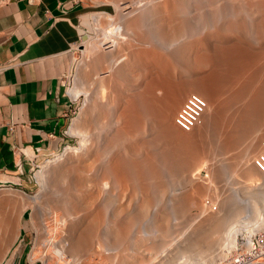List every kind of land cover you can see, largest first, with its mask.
<instances>
[{"label": "bare ground", "instance_id": "1", "mask_svg": "<svg viewBox=\"0 0 264 264\" xmlns=\"http://www.w3.org/2000/svg\"><path fill=\"white\" fill-rule=\"evenodd\" d=\"M223 1L116 0L114 14L92 15L98 60L86 56L87 83L71 90L74 98L82 93L86 101L83 120L69 131L79 136V145L65 147L60 157L45 161L36 174L43 186L72 173V197L64 190L54 199H44L48 203L44 210L38 209L40 220L36 216L38 238L30 252L32 261L40 238L46 239L42 264L49 258V247L58 259L70 255L68 264H82V252L100 257L101 251L115 257L120 250L89 243L93 237L102 239L104 246L108 238L134 236L142 241L186 231L190 240L201 238V245L191 254L177 248L178 263H171L216 264L215 258L222 260L235 248L238 236L248 239L262 228L264 207L260 210L257 203L264 194L252 193L253 212L237 203L234 189L226 192L224 185L230 178L223 173L226 164L213 161V156L218 149L224 154L240 145L231 165L239 172L240 187L264 189V170L257 164L264 157V45L235 33L229 40L225 35L229 29L245 32L251 20L237 16L232 21L231 9L258 13L253 22L264 36V0H226L221 7ZM212 18H216L212 34L202 32L210 41L196 37L181 42L185 32L208 29ZM87 44L81 49L85 55ZM171 46L172 53L161 50ZM188 94H198L206 106L199 123L184 130L173 117ZM211 128L216 129L212 132L217 143L211 139L210 145L206 136ZM190 182V189L179 191ZM38 198L14 189L0 191V203H14L9 216L0 212L4 219L0 221V264L20 235L23 208ZM195 209L199 213L187 225L180 224L181 217ZM50 223L55 225L53 236L45 229ZM57 230L61 239L55 238ZM155 248L163 253L160 243ZM157 263L154 258L143 264Z\"/></svg>", "mask_w": 264, "mask_h": 264}, {"label": "crops", "instance_id": "2", "mask_svg": "<svg viewBox=\"0 0 264 264\" xmlns=\"http://www.w3.org/2000/svg\"><path fill=\"white\" fill-rule=\"evenodd\" d=\"M81 8L78 0H0L1 186L21 185L36 158L65 143L75 98L64 77L83 35Z\"/></svg>", "mask_w": 264, "mask_h": 264}, {"label": "rangeland", "instance_id": "3", "mask_svg": "<svg viewBox=\"0 0 264 264\" xmlns=\"http://www.w3.org/2000/svg\"><path fill=\"white\" fill-rule=\"evenodd\" d=\"M132 1H135V0H132ZM225 1L226 0L221 2V7H222L223 4H226ZM78 3H81V5L83 6V8H81L82 10L79 11L80 13H79V16H78V20H79V22L81 24V28L80 29L83 30L82 31L83 35L84 34L88 35L89 40L88 39L85 40V41L81 40L79 42V44L76 45L74 50H73V52H74L73 53V61H72L73 65H71L69 72L64 77L65 85L67 87V90H68L69 94L71 93V90L73 91V88L76 85L77 86H83L85 83H87V80H85V79H86V77H88L87 76L88 75L87 71H89V69H87V68H89V65L87 64L88 62L86 61L85 58L90 56L89 57L90 60H92V61L98 60V54L100 52V47H99V45H96L97 43H95L94 39H92L96 35L97 32L95 31V29L93 27V26H95L94 23H93L92 28H91L90 15L94 14V13L102 12V11H106V12L114 14L116 12V6H115L114 3H117V2H116V0L114 1V3H113V1L109 2V1H104V0H102V1L101 0H98V1L97 0H78ZM225 9L228 10V5H227V8H225ZM226 10H225V12H226ZM234 11L229 9V16L232 14L231 15L232 21H234L233 19H235L237 16H243V19H247L246 21H248V19L249 20L251 19L252 21L250 20V21L247 22V25L249 24L248 25L249 28H248V26H246L245 32L242 31V30H240V32H239V31L234 30V29H229V31H227V33L225 34V35L228 36V40L229 39H233L235 37V35L233 33H235L237 36L239 35L240 38H242V40L246 39V40L250 41L251 43H255L253 41H258V43H260L261 46L264 45L263 33L261 31L257 30L258 28H257V26L255 27V24L253 22V21H255V18L259 17V14L256 13V12L254 13V12H249V11L248 12L247 11L236 12V10H234ZM254 14H256L257 16L254 15ZM218 17L219 16H217L216 18H218ZM216 18H212L211 23L208 22V24H209L208 25L209 26L208 29H210L212 26L215 27ZM200 24H201V22L199 23V26H200ZM208 29H205V30H202V31L197 29V30H194V31L190 30L189 32H185L186 34H185L184 38H182L181 42H183V44H184L185 42L189 41L190 38H191V40H194L196 37H197V39L198 38L203 39V37L205 39V36L210 35V33L212 34V32L214 30V28H211V31L210 30L208 31ZM249 30H250V32H249ZM204 31L207 32V35H205V36H203L204 34H206V32L204 33ZM202 32H203V35H202ZM196 34H199V35H196ZM260 37H261V39H260ZM186 39H188V40H186ZM205 40L207 42L210 41V40L207 39V37H206ZM87 41L89 42L88 44H87ZM84 44L88 45V49H87L86 55L81 51V49H83V47H84ZM94 45L97 47V49H96V47ZM174 49L175 48L173 46H171L169 49L161 48L162 51L165 50L166 52L168 51L169 53H172ZM82 60H83V62H82ZM180 65H181V62H180ZM203 70L204 69H200L199 72H204ZM253 90H256V89H253ZM194 93H196V92H194ZM188 95H190V94H188ZM187 96L184 98V100L179 105V107L183 104V102L185 101ZM74 100H75L74 107L72 109L71 114L69 115L66 127L64 129L65 130V134H64L65 143H64V145L57 151L49 152L46 155L39 156L38 158H36V160L34 161L33 167L31 168V170L27 171L26 175L24 176L25 181L22 182L21 185H12L10 183L7 184V185H5V184L2 185V186L0 185V191H2L4 189H11V190L14 189V190H18L21 193H24V194H26L28 196H32V197L33 196H35V197L39 196V198L37 199L36 203H32V205L26 204V206L23 208V212H22L23 214L21 215V218H20V221H21L20 235H19L18 239L11 245V248H10L9 252L6 254V258H4V261H3L2 264L6 263L7 259H11L9 264H17L19 261H21L20 264L25 263V262L26 263H31V264H42L41 255H43V252H45L44 251V249H45L44 248V244L46 242L45 238H40L39 239L40 241L38 242V248H36V251H35V254H34V256L37 257V258H35L34 261H32L31 260V255H30V252H31V250H32V248L34 246V243H35L34 241H35V239L38 238V233L36 231L37 227L35 225L36 224V216H39L38 214H40V212H41V211L39 212V210H44L47 207V203L48 202H46L45 200H50V198L54 199L55 197H58L59 192L62 194V192L65 190L67 192L64 191L63 193H66L67 195L64 194V196L65 195L68 196V194L70 193L69 197H72L71 196L72 195V185H71V183L73 181L72 173L69 172V174H66V176L67 175H69V176L64 177L61 181L57 180L58 183H56V182H54L53 184L46 183L49 187L51 186L50 189L52 190V192H51V190H47L48 189L47 185H43L42 186L41 182L37 179L36 174H37L38 171H40V169L42 168V165L44 164L45 161H49L48 159H50V160L55 159V157H60L61 154L63 153V150L65 149V147H69V148L70 147H78V145H79L78 142H79V139H80L79 136L75 135V134L74 135L70 134L69 131H70V129H71V127H72V125L74 123L79 122L83 118L82 116H83V113H84L86 101H85V96L82 93L79 95V97L75 98ZM179 107H178V109H179ZM178 109H177V111H178ZM224 110L226 111V104H224ZM177 111H175L174 117H175ZM225 113H223V114H225ZM174 117H173V122L175 123ZM212 130H213V132H215L216 129L215 128H211V130H210L211 132L209 131L211 134L209 132H207L208 134L206 136V138H207L206 141L208 140L210 145H211V139H213L212 142H214L215 144L217 143V138H216L217 136H214L216 133H213ZM208 141H207V143H208ZM240 147L241 146L239 145V147H237L238 149L235 148V149H231V150H226L225 152H227V153H224V154L220 153L221 150L218 149L216 151V155L213 156V161H216L217 163L218 162L219 163L223 162V164L224 163L226 164V165H223L224 166L223 173H224V170H225V172L227 174H230V176H229L230 178H229V180H227L228 182H226V184H229V185L224 184L225 187L227 186L226 192H228V191L230 192L232 190V188H233L234 192H235L234 193L235 194V198H234L235 201H237V203H239L240 205L248 208V210H251V206H250L251 202H249V198L253 197L252 193H256V191H257V192H261V193L264 194V189H262L260 187H257V186H255L253 188H243V189L240 187V184H242V182H239V181H241L239 172L238 171H233L232 170L233 166L231 167L232 164L234 165V162L236 160V155L242 149V147L241 148ZM84 174H85V172H83L82 175H84ZM223 178H224V176L222 177V179ZM222 179L220 180V182L222 181ZM234 179H237V181L239 183L237 181L235 183ZM223 182H225L224 179H223L222 183ZM224 185H223L222 190H221L223 194H224V191H223L224 190ZM182 186H183V188H182ZM182 186L180 187L179 191H186V189L188 190V189H190L192 187V182H190V184H188V183L185 184L184 183ZM44 189H46V190H44ZM263 203H264V200H262V199L259 200L258 203H257V205H259L258 207H259L260 210H262L263 207H264ZM13 205H14V203H10V202L0 203V212H4V213H6L5 214L6 216H9V214L12 213V211H13V208H14ZM39 207H40V209H39ZM251 212H253V211L251 210ZM198 213H199V211L196 210V209L189 211L185 216H183V218L181 217L180 224H182L184 226L187 225L188 221L189 220L191 221V218H193L194 215H196ZM34 214H35V218H34ZM58 214H59V212H58ZM56 219L58 221L60 220V214L57 216ZM3 220L4 219L0 217V221H3ZM38 220H40V216H39ZM48 222H51V221L48 220ZM185 223H187V224H185ZM263 227H264V225L262 226V228L259 231L263 230ZM54 228H55V225L51 224V223L45 228L46 231L48 232L47 233L48 236H53L52 234L55 231L51 230V229H54ZM1 232H2V227H0V235H1ZM256 232L253 235H255ZM180 233L181 232H177L174 235L171 234V233H168L167 235L166 234L165 235L160 234L158 236H155L156 238L155 237H148V238L147 237H143L142 241H141L140 238L134 237V236L131 239H130V237H132V236H130L127 239H125V238H123V239L122 238L114 239L113 241H112L111 238L109 239L107 237L108 240H106V242H105V244H107V245H104V246H103L104 243H103L102 239L98 238V240H97L95 237H93L92 239H89V241H88L89 243L96 244V243L99 242L102 245L103 248H110L112 246L113 248L117 247V249H120V250L118 251L117 254H115V257H114V253H109V254L105 253L104 254L101 251H100V253H101L102 256L100 255V257L96 256V255L94 257V254L93 255L91 254L92 255L91 256L90 254H87L85 252H82V253H80V255L79 254L78 255L81 256L79 258L82 259V261H83L82 264H143L144 261H146L147 259H154V258L159 264H172L171 263L172 261H176L177 262V260H178V256L179 255H178V252H177V248L182 249L181 250L182 254H185V253H183V251L186 252V253L190 252V254H191V253H194V250L198 249L197 247H199V245H201V242H202L201 238H195V239L193 238V239L190 240L189 232L185 231L184 234H187V235H184V234L180 235ZM61 237H62V234L60 232H58V230H57V236L55 238L56 239H61ZM188 238H189V240H188ZM109 240L111 241V244H109L110 243ZM242 240H244V239H242ZM191 241L194 242L193 245L190 244ZM236 241H237L236 243L238 244L239 241H240V236H238L236 238ZM115 242H117V243H115ZM118 242H119V244H118ZM159 243L162 246H164V248L162 250L163 253L159 252V251L158 252L156 251L155 247ZM237 244H236V246H237ZM108 245H109V247H108ZM137 245H139V246H137ZM196 245H197V247H196ZM125 246L126 247L128 246V247L126 248ZM236 246H235V248H236ZM130 247H133V248H130ZM235 248L232 249L227 254V256L224 257L222 260L218 259L219 257L215 258L213 263L223 264V263L227 262L225 260H227L228 258H230L232 256V254L235 252L234 251ZM131 249H134V251L137 250L138 253L136 252V254H134L133 252H131ZM199 250L201 251L203 249H199ZM121 251H123V252H121ZM155 251H156V253H155ZM47 252H48L47 254H48L49 258H47L48 260H47L46 264H68V262L71 261V259H73L72 256H70V255L69 256L65 255L62 259H58V256L56 255V253L54 252V248H52V247H49ZM204 256H205L204 259L209 257V255H204ZM99 260H101V261H99ZM138 261H139V263H138ZM140 262H142V263H140Z\"/></svg>", "mask_w": 264, "mask_h": 264}, {"label": "built area", "instance_id": "4", "mask_svg": "<svg viewBox=\"0 0 264 264\" xmlns=\"http://www.w3.org/2000/svg\"><path fill=\"white\" fill-rule=\"evenodd\" d=\"M205 106V101L198 94H190L176 112V125L189 130L199 123ZM257 164L264 170V157H260ZM234 251L223 264H264V227L250 238L240 240Z\"/></svg>", "mask_w": 264, "mask_h": 264}, {"label": "water", "instance_id": "5", "mask_svg": "<svg viewBox=\"0 0 264 264\" xmlns=\"http://www.w3.org/2000/svg\"><path fill=\"white\" fill-rule=\"evenodd\" d=\"M85 39H87V35L86 34L82 35V37H81L82 41H84Z\"/></svg>", "mask_w": 264, "mask_h": 264}]
</instances>
